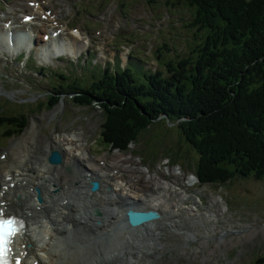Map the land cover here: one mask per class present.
Masks as SVG:
<instances>
[{
    "label": "rangeland",
    "instance_id": "374dc122",
    "mask_svg": "<svg viewBox=\"0 0 264 264\" xmlns=\"http://www.w3.org/2000/svg\"><path fill=\"white\" fill-rule=\"evenodd\" d=\"M144 1L148 2V0H53V5L44 6L43 8L58 13L57 20L62 29L68 24V29L66 27L65 31L62 30V33L59 34L60 37L67 38L75 33V31L69 30L70 27L79 28L82 40L87 38L86 36L89 37L88 47L94 52V61L105 64L107 60H110L108 58L110 50L108 49L112 47L115 52L112 55L115 68L120 69L126 66L139 81H144L143 76L148 72H152L145 68V63L148 61L147 57L143 56L146 41L149 38L153 36L156 39L157 54L160 57L156 66L166 72L167 63L175 62L184 55L189 56V50L202 43L207 34V28L193 33V31H197L198 26H190L196 6L169 0L168 3H174L175 8L164 9L167 11V19V17H164L165 12L161 8V0L160 2L155 1V4L146 5L145 9L143 7ZM27 2L28 0H0V7H2V9L0 8V28L3 27L4 20H11L14 21L13 27L26 30L28 25L19 26V22L22 14L33 12L29 9ZM2 4L4 5L2 6ZM147 8L149 11L146 10ZM136 10L142 11L143 16L146 18L153 11L152 18L150 20L142 18L143 16ZM140 18H142L141 21L147 20L149 24L165 19V26L161 30H158V27L148 29L140 23ZM179 18L180 23L176 22ZM38 19L34 20L36 24L32 25L31 28H37L41 24V33L50 34L51 28H48L47 24H50L51 21H38ZM163 20L159 23L163 24ZM168 22H170L169 25ZM189 22L190 25H188ZM88 29L91 34H88ZM95 29L100 34L97 35ZM195 34L196 37H194ZM40 35L33 44L36 45L32 53L35 60L34 66L31 62H28V66L24 68L23 63L14 61L15 58L12 53L8 54L5 51L3 55L0 54V108L3 114L21 110L27 115V125L19 136L11 137L8 140L0 137V153H7L5 158L0 156V161L3 160L4 165L11 162L12 165L10 164V166L13 167V162L20 158V154L14 153L13 148L16 144L22 157L26 152L24 148L28 145L31 149L35 148V145L39 148L41 145L45 146L47 142H50L51 138L55 140L68 135H78L81 138L80 141H82L81 146L84 145L85 154L90 157L87 161L90 167L100 169L99 165H102L100 163L108 160L109 166L104 167V170L113 169L115 180H118L119 183L122 180L128 184V190H132L135 194L143 192V196L144 192L146 193L149 190H152L150 194L157 195L160 191L162 195L166 194L164 200L159 199L160 203L163 204H160L157 210L160 212V216L165 213L164 211L177 214L175 219L180 224L178 228H181V230L179 231L180 237H173L168 233L164 234V237L169 241L168 245L178 249L180 245L182 246L179 250L180 253L182 255L187 253L191 257L187 261H191L195 257L193 260L196 264H250L263 253L264 179L256 180L251 176L236 175L220 186L214 184L199 185V183L195 187L188 186L191 181L189 177H194L193 180L197 179L195 176H191V173H194L193 171H188L184 167L185 171L180 170L178 164L170 167L163 165V163L168 156L172 157L177 154L180 146L183 156L190 157L188 160L189 167L194 168L198 154L184 141L180 129L175 125V121L169 123L167 118L154 121L149 128L142 130L138 140L131 144L126 152L99 147L97 138L104 115L99 107L96 105L89 108L80 107L67 96H63L62 100L51 109H48L47 104L53 101L52 98H48L51 93L49 89L51 86L58 87L59 84H62L66 88V83L76 76L78 88L86 89L93 75L99 77L100 65L91 64L89 60L83 64L82 60L77 61L74 58V54H71V57H73L71 61L66 62L67 58H70V54H66V52L61 59L56 56L44 57L38 55L36 50L40 46L38 44L41 39ZM130 42L136 43V46L130 56L123 61L120 47ZM28 43H31V40H26L22 50L29 51L27 50ZM81 50L85 49L81 48ZM152 50L156 51V46ZM157 54L155 57H157ZM92 56L93 54L90 53L89 58L91 59ZM39 66H45L48 70L43 71L41 74L36 69ZM30 68H33L34 71ZM51 69L54 70V75L53 73L50 75ZM44 73L47 75H44ZM55 75H64L66 79H59ZM18 118H20L19 115ZM9 154L12 156V161H9ZM170 159L172 160V158ZM175 162L183 164V160L179 158ZM47 165V162L43 163L44 168ZM6 174L7 172H5L4 178L8 179L7 177L10 176ZM119 177L122 179L119 180ZM115 180L111 181L113 187L117 183ZM162 185L167 189H161L160 186ZM34 189L36 187H32L33 193H35ZM106 189L109 190V187ZM171 190L176 191V194ZM153 191H156V193ZM163 191L165 192L163 193ZM179 196H182L185 200L181 199L180 202ZM33 199L35 203H41L37 199V193L33 195ZM169 203L174 204V206L169 208L168 206L171 205ZM93 208L97 209L96 206ZM191 216L192 218L189 221L192 222L193 219H196V223L191 224L186 221ZM194 217H198V219ZM43 221L45 223H41L38 228H42L41 225H49L46 222L47 219L43 218ZM64 225H67V228L71 226L67 222ZM118 225L121 226V222ZM32 230V238L37 245L35 250L37 258L33 263L38 262L40 255H42L43 258L40 261L45 264L48 261L49 263L52 261V264H78L81 261L76 259V254L82 248L90 247L92 243L97 250L110 244L117 245L119 239L116 237L117 235H114L116 231L123 232L122 234L126 235L134 234L125 233V230L127 232L132 231L126 228L121 230L111 229L110 233L105 234L103 241H106V244H102V237H97L94 241L82 244L74 242L68 231H59L62 236L54 234V238H57L55 240L51 239L52 237L48 234L37 233V229ZM187 230H192L196 238L188 240L185 245L187 239L183 231ZM84 232L86 231H81L80 234ZM53 233H55V230H53ZM216 238L220 240H216ZM55 241L54 245H57V248L52 246ZM146 241L149 242V240ZM66 243L67 247H65ZM69 245H75L71 248L73 251L69 250ZM61 248L66 249V261L64 263H58L55 254ZM192 253L193 255H191ZM169 255L171 254L167 253L164 258H169ZM205 258L206 261H204ZM162 259L163 257L159 261ZM177 259L178 257H173V260ZM84 260L92 259L87 257ZM30 261L31 259H29ZM146 262L152 263L149 259ZM173 262L177 263L176 261Z\"/></svg>",
    "mask_w": 264,
    "mask_h": 264
},
{
    "label": "trees",
    "instance_id": "16d2710c",
    "mask_svg": "<svg viewBox=\"0 0 264 264\" xmlns=\"http://www.w3.org/2000/svg\"><path fill=\"white\" fill-rule=\"evenodd\" d=\"M187 2L196 6L191 25L207 28L197 50L169 62L166 72L145 74L144 81L128 68L106 67L86 89L76 80L66 83L69 99L101 108V145L127 151L165 114L197 152L194 171L202 183L221 184L236 175L264 179V0ZM57 88L49 107L67 95L62 84ZM19 116L0 115V128L9 127L8 135L20 133L27 118ZM174 155L186 164L190 158L179 151ZM250 264H264V250Z\"/></svg>",
    "mask_w": 264,
    "mask_h": 264
},
{
    "label": "bare ground",
    "instance_id": "6f19581e",
    "mask_svg": "<svg viewBox=\"0 0 264 264\" xmlns=\"http://www.w3.org/2000/svg\"><path fill=\"white\" fill-rule=\"evenodd\" d=\"M51 1L52 0H49L50 4ZM32 23H34L33 20L22 24ZM11 24H13V22ZM3 30V28H0V40L5 37ZM8 30H5L6 34H8ZM39 33L40 31L38 28L36 30H30L28 32V40H30L31 37L37 38ZM42 37L43 36H41L38 42L41 47L39 55L42 56L48 54H51V56H59L60 54H65V52L66 54H77L82 46L88 43L87 40H81V32L79 30L72 33L68 38H58V35L54 38L50 37L44 40ZM18 38L19 37L14 36L13 39L19 43L17 46L19 49L23 47V45L21 42H18ZM2 41H0L2 51L11 54V52L7 50L9 48L4 47ZM31 46L32 45H29L28 48H31ZM80 139L78 135H68L62 139L54 140L51 138L50 142H47L45 146L41 145L39 148L35 145V148L33 147L31 149L28 145V147L26 146V148H24L26 152L22 157L19 148H14V153L20 154V158L13 162V167L15 168L11 171V174H9L8 171L12 168L7 169L8 166L3 165V162L0 161V201H4V204L0 205V209L6 214H13L21 218L25 227H27L18 243L19 250H22L23 254L24 250L27 252L23 255L25 259H23L22 263H19L33 264L32 262L37 258L35 251L37 245L32 238L31 229H37L36 232L39 234H48L52 237L51 239L55 240L57 238H54V234L62 236L59 231H68L74 242L84 244L94 241L97 237H102V244H106L107 242L103 240L105 234L109 231L111 232V229L121 230L126 228L132 231L127 232L125 230V233L134 234L126 235L122 234L123 232L120 233L116 231L114 235H117L116 237L119 239L117 245L110 244L105 248L97 250L92 243L91 245L89 244L90 247L87 246L86 248H82V250L78 251L76 254V259L81 261L78 262V264H149L146 262L148 259L152 261L151 264H196L193 260L195 257L191 261H187L188 258L191 257H189L187 253L184 255L180 253L179 250L182 247L181 245L179 249L174 248L168 245L169 241L164 237V234L167 233L173 237H180L179 231L181 228H178L180 224L175 219L177 214H172L163 210L165 213L159 218L142 224L140 223L137 226L130 225L128 221L127 212L129 208L146 210L157 209L156 206H159L158 204L160 203L157 201L160 197L165 199L166 194L162 195L160 191L159 194L157 193V196L144 192V194H147V197L153 195L152 198L149 197L147 199L142 193L135 194L132 190H127L124 181L121 180L120 183L118 180L116 181L115 173L112 172L113 169L104 171L103 169L100 170L96 167H90L87 163L90 157L85 154L84 145L81 146L82 141H80ZM51 151H57L61 155L62 159L59 161L60 163L50 164L47 162V153L49 154ZM9 156V161H12V156L10 154ZM44 162L48 163L45 168L43 166ZM4 168L5 171L3 172ZM5 172H7L6 175H11L10 179L7 180L4 178ZM94 180L99 182V188L96 191L90 189V182ZM113 180L117 182L115 183L116 186L114 185L115 187H113L111 183ZM11 182H14L12 187L10 186ZM4 185H6V190ZM32 187H37L36 190L34 189L35 193H33V191L31 192ZM107 187H109V190L106 189ZM163 188V190L167 189L165 186ZM37 190H41L40 204L35 203L33 199V195L36 194ZM153 192L156 193V191ZM164 192L165 191H163V193ZM171 192L175 193L176 191L171 190ZM179 198L180 202L181 199L185 200L182 196H179ZM169 204V208L174 206L172 203ZM94 206H96L97 209L93 208ZM95 210H97V214ZM43 218L47 219L46 222L49 225H41L42 228H38L41 223H45ZM191 218L192 216L187 218L186 221L191 224L196 223V219L190 222L189 220ZM194 218L198 219V217ZM65 222L69 225L71 224V226L67 228V225H64ZM119 222H121V226L118 225ZM53 230H55V233H53ZM26 231L28 233H26ZM81 231L86 232L80 234ZM117 232L120 236H118ZM183 234L187 239L185 245L188 240L196 238L192 230L183 231ZM146 240H149V242ZM216 240L220 239L216 238ZM22 243H26L27 245L22 248ZM55 243L56 241L52 246L57 248V245H54ZM74 246L75 245H69V250L73 251L71 248ZM65 247H67V243ZM166 252L171 254L167 259L164 258L167 256ZM55 254L57 255L56 259L58 263H64L66 261V249L61 248L57 250ZM191 255H193V253ZM87 257H90L92 260L85 261L84 259ZM161 257H163V259L159 261ZM173 257H178V259L173 260ZM42 258L43 256L40 255L37 264H45L40 261ZM29 259H31L30 262ZM171 259L177 263L170 261ZM204 261H206V258ZM49 264H52V261Z\"/></svg>",
    "mask_w": 264,
    "mask_h": 264
},
{
    "label": "water",
    "instance_id": "95a60500",
    "mask_svg": "<svg viewBox=\"0 0 264 264\" xmlns=\"http://www.w3.org/2000/svg\"><path fill=\"white\" fill-rule=\"evenodd\" d=\"M49 161L51 163H57L60 161V157L56 151L51 152ZM91 184H92L91 190H96L98 188L97 181H92ZM127 215H128V221L132 226H137L140 223L151 221L153 219L158 218L159 216L158 212L153 210L136 211L132 209L128 210Z\"/></svg>",
    "mask_w": 264,
    "mask_h": 264
},
{
    "label": "snow or ice",
    "instance_id": "6c2138e0",
    "mask_svg": "<svg viewBox=\"0 0 264 264\" xmlns=\"http://www.w3.org/2000/svg\"><path fill=\"white\" fill-rule=\"evenodd\" d=\"M5 224L10 225L11 222H10V221H7V222L0 221V230H3V227H4ZM6 234H7V235H10V234H11V230H10V228L7 230Z\"/></svg>",
    "mask_w": 264,
    "mask_h": 264
}]
</instances>
